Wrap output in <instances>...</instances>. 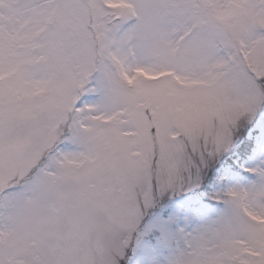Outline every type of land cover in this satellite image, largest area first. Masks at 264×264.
I'll use <instances>...</instances> for the list:
<instances>
[{"label":"snow or ice","instance_id":"6c2138e0","mask_svg":"<svg viewBox=\"0 0 264 264\" xmlns=\"http://www.w3.org/2000/svg\"><path fill=\"white\" fill-rule=\"evenodd\" d=\"M0 264H264V0H0Z\"/></svg>","mask_w":264,"mask_h":264}]
</instances>
